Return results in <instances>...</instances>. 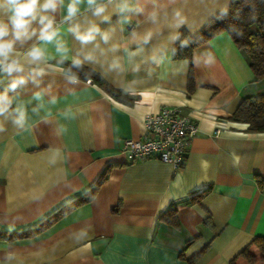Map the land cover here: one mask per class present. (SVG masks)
<instances>
[{
	"label": "crops",
	"instance_id": "1",
	"mask_svg": "<svg viewBox=\"0 0 264 264\" xmlns=\"http://www.w3.org/2000/svg\"><path fill=\"white\" fill-rule=\"evenodd\" d=\"M226 3L177 0L187 20L178 31L195 33ZM206 51L215 63L195 66L193 57ZM48 79L57 96L51 116L29 112L24 129L0 121V264H229L264 235V184L257 182L264 177V131L229 119L244 97L264 92V79L255 78L227 32L157 68L141 83L143 96H126L107 80L118 96L90 80L70 91L59 76ZM163 106L180 107L197 126L185 159L178 167L130 160L124 139L140 138L144 115ZM104 171L91 199L28 234ZM168 209L176 225L163 219Z\"/></svg>",
	"mask_w": 264,
	"mask_h": 264
},
{
	"label": "clouds",
	"instance_id": "2",
	"mask_svg": "<svg viewBox=\"0 0 264 264\" xmlns=\"http://www.w3.org/2000/svg\"><path fill=\"white\" fill-rule=\"evenodd\" d=\"M176 3L0 0V121L24 129L29 112L39 116L57 103L52 92L55 81L46 78L59 76L72 91L80 85L85 66L88 73L111 82L126 96L145 95L141 83L175 56L173 45L179 41L180 47L186 48L193 43L191 37H182L178 31L187 20ZM228 10L226 3L217 19L224 18ZM113 15L117 16L115 22ZM163 28L170 30L168 35L153 43ZM69 38L75 43L70 44ZM200 62L208 67L215 63V57L207 51L193 57L195 66ZM4 130L0 124V132ZM58 155L54 152L49 163L55 164Z\"/></svg>",
	"mask_w": 264,
	"mask_h": 264
},
{
	"label": "trees",
	"instance_id": "3",
	"mask_svg": "<svg viewBox=\"0 0 264 264\" xmlns=\"http://www.w3.org/2000/svg\"><path fill=\"white\" fill-rule=\"evenodd\" d=\"M228 7L229 10L224 18L217 19L220 13L214 15L195 33L190 34L181 30L182 37H191L193 43L186 48H181L179 41H177L174 46L177 51L173 57L189 58L195 46L207 41L215 34L225 31L246 57L255 78L264 79V0H229ZM88 71V67L85 66L84 70L80 73L81 79L96 83L114 96L119 95V90L109 82L88 73ZM0 91H3V89H0ZM229 119L247 123L249 131H264V92L244 97L235 111L229 116ZM105 177L106 173L104 171L95 181L94 185L86 192L46 217L35 229L29 231L28 234L35 233L51 225L77 202L91 199ZM257 182L264 184V177H257ZM163 219L176 225L175 210L168 209L163 214ZM198 255L199 253L195 254L192 258H196ZM229 264H264V235H255L230 259Z\"/></svg>",
	"mask_w": 264,
	"mask_h": 264
},
{
	"label": "built area",
	"instance_id": "4",
	"mask_svg": "<svg viewBox=\"0 0 264 264\" xmlns=\"http://www.w3.org/2000/svg\"><path fill=\"white\" fill-rule=\"evenodd\" d=\"M197 126L189 113L177 106H163L146 113L140 138H125L123 151L130 160L156 158L174 167L181 165ZM219 132L216 127L214 133Z\"/></svg>",
	"mask_w": 264,
	"mask_h": 264
}]
</instances>
